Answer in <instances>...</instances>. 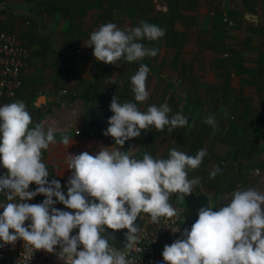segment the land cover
I'll return each instance as SVG.
<instances>
[{
  "label": "crops",
  "instance_id": "0c3cea01",
  "mask_svg": "<svg viewBox=\"0 0 264 264\" xmlns=\"http://www.w3.org/2000/svg\"><path fill=\"white\" fill-rule=\"evenodd\" d=\"M142 21L165 30L158 40L139 41L157 48L155 57L106 64L86 44L102 24L124 29ZM0 26L15 30L31 53L21 88L0 106L21 100L30 127L55 129L56 143L42 150V162L63 193L72 175L67 155L120 147L97 135L88 108L112 113L114 95L120 103L135 102L131 77L141 64L150 69L149 97L137 107L167 103L169 116L182 112L188 124L171 131L150 126L121 150L167 158L172 148L192 156L206 149L200 166L187 171L200 180L193 190L206 194L213 208L230 203L235 190L264 192V0H0ZM209 114L215 129L204 122ZM65 135L69 145L62 143ZM215 166L220 172L210 179Z\"/></svg>",
  "mask_w": 264,
  "mask_h": 264
},
{
  "label": "clouds",
  "instance_id": "9594fccd",
  "mask_svg": "<svg viewBox=\"0 0 264 264\" xmlns=\"http://www.w3.org/2000/svg\"><path fill=\"white\" fill-rule=\"evenodd\" d=\"M164 35V29L146 21L124 29L107 22L90 33L86 44L93 47L98 61L116 64L124 59L133 63L155 57L158 52L139 41H155ZM149 72V67L141 64L131 77L135 102L120 103L115 95L112 98L113 115L104 135L111 136L120 147H102L96 155L86 151L67 155V168L72 170L67 198L59 181L49 182L42 162V150L56 143L55 129H45L40 123L30 127L32 117L21 100L0 106V165L7 169L6 174L0 175V193H6L8 200L0 205V241L14 244L23 240L34 249L49 253L58 245L65 264H128L124 251L111 247L103 238L105 226L127 229L128 249L139 242L140 230L134 221L141 213L148 214L153 223L176 214L170 195L180 193L178 198L184 199L200 183L199 178L189 179L187 170L198 168L207 151L201 149L192 156L172 148L167 158H154L147 153L137 158L132 150H121L127 140L139 137L141 130L150 126L159 131L169 126L171 131L188 124L182 112L170 117L167 103L150 105L146 111L137 107L149 97ZM204 122L215 129L213 114ZM62 143L69 145L67 135L62 137ZM219 172L215 166L209 178ZM33 183L38 187L29 191ZM38 194L46 197L42 203L27 202ZM231 196L230 203L219 210H199L191 229H185L181 238L165 245L164 264H264V192L249 188L235 190ZM17 198L19 202H14ZM56 202L75 210L74 214L56 209ZM26 221H30L27 227ZM77 228L78 233L70 235Z\"/></svg>",
  "mask_w": 264,
  "mask_h": 264
},
{
  "label": "built area",
  "instance_id": "2783aa9c",
  "mask_svg": "<svg viewBox=\"0 0 264 264\" xmlns=\"http://www.w3.org/2000/svg\"><path fill=\"white\" fill-rule=\"evenodd\" d=\"M30 54V49L20 43L15 30H0V99L16 96L22 86V72L29 66ZM4 174L0 170V175ZM29 191H35L34 183L30 184ZM45 198L38 194L27 202L39 204ZM14 202H19L18 198ZM169 202L176 210V214L171 218L161 217L158 223H153L148 214H140L143 225L137 234L139 237L137 245L120 250L109 243L116 250L124 251L128 264H164L163 249L165 245H171L176 239L181 238V226L188 211L186 202L175 198V193L170 195ZM6 203H8L6 193H0V205ZM53 207L63 210L59 202L54 203ZM220 207L223 206H217L213 210H219ZM2 211L0 208V212ZM29 223L30 221H26L25 226L27 227ZM176 229L180 230L174 232ZM77 231L74 229L70 235H76ZM60 251L58 245L49 253L36 250L23 240H17L14 244H4L0 241V264H65Z\"/></svg>",
  "mask_w": 264,
  "mask_h": 264
},
{
  "label": "water",
  "instance_id": "95a60500",
  "mask_svg": "<svg viewBox=\"0 0 264 264\" xmlns=\"http://www.w3.org/2000/svg\"><path fill=\"white\" fill-rule=\"evenodd\" d=\"M44 98H45V95L41 94L40 99L37 100V102H40ZM112 115H113L112 113H108L96 107H90L88 108V124L96 131L97 135H99L100 137H105L104 132L109 127L108 121ZM134 139L135 138H131L127 140L126 142L130 143ZM67 190H68V187H66V190L64 192V195L66 198H67ZM178 195L180 196L182 194L178 193ZM89 199L91 200V198ZM183 200L186 202L188 206V211H187L186 217L184 218L182 226H181V236L185 229H189V230L191 229V226L198 219V212L201 208L211 207V202H210L209 197L206 194L202 192H196L195 190H193L189 194H186ZM62 209L63 211H69V212H72L73 214L75 211V210L66 208L64 204H62ZM134 225L138 228V230L141 229L143 222L139 216L134 221ZM127 231H128L127 229L112 230L105 226V231L102 234V236L108 241V243L115 245L120 250H124L128 243L127 237H126Z\"/></svg>",
  "mask_w": 264,
  "mask_h": 264
},
{
  "label": "trees",
  "instance_id": "16d2710c",
  "mask_svg": "<svg viewBox=\"0 0 264 264\" xmlns=\"http://www.w3.org/2000/svg\"><path fill=\"white\" fill-rule=\"evenodd\" d=\"M0 30H8V29H5V27H1L0 26ZM9 30H11V29H9ZM98 202V201H97Z\"/></svg>",
  "mask_w": 264,
  "mask_h": 264
}]
</instances>
